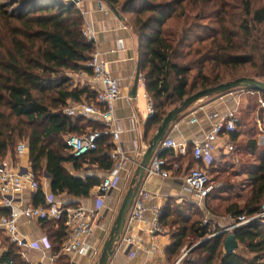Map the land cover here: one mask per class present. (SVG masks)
Here are the masks:
<instances>
[{
    "label": "trees",
    "instance_id": "trees-1",
    "mask_svg": "<svg viewBox=\"0 0 264 264\" xmlns=\"http://www.w3.org/2000/svg\"><path fill=\"white\" fill-rule=\"evenodd\" d=\"M106 1L117 9L123 2ZM137 4L141 7L134 12V27L139 40L140 72L155 109L146 122L145 132L151 139L174 109L169 110V106L180 105L200 91L227 83L226 79L248 77L264 82V0H126L120 13H129ZM206 21L215 27L202 25ZM85 26L84 16L75 4L0 0V159L15 154L18 160L16 140L28 138L29 167L38 183L32 201L36 208L47 207L44 187L38 180L42 172L51 179L55 198L83 199L104 179L83 176L84 166H98L104 173L114 167L107 157L112 147L106 143H101L97 152L75 158L60 139L82 135L90 128L103 130L93 120L70 118L64 113L70 101L96 102V93L89 86L70 89L66 75H92L87 64L96 48L95 42L84 35ZM245 90L257 99L240 112L237 131L230 138L234 152H243L254 162L243 161L242 170L250 184L244 205L235 202L225 208V216L234 218L253 216L264 205V148L259 147L257 137L245 141L253 131L256 117L262 120L264 94ZM193 152V145L189 144L185 155L177 157L174 151H163L160 156L169 164L179 162L185 172L197 166L207 173L221 172L220 167L215 168L217 155L210 169L196 162ZM69 165L75 174L67 171ZM187 203L166 205L159 218L162 229L177 226L166 250L168 264L178 260L186 247L189 252L181 264H264L263 226L253 224L243 229L249 236L245 246L249 259L236 252L226 254L227 235L210 238L217 231L215 225L211 222L204 226V212L194 201ZM173 210L184 217L179 215L171 221L176 216ZM8 215L9 211L0 207V216ZM65 222L40 221L52 244V255L59 256L60 264H70L61 255L67 239ZM15 247L10 245L0 264H29Z\"/></svg>",
    "mask_w": 264,
    "mask_h": 264
},
{
    "label": "built area",
    "instance_id": "built-area-1",
    "mask_svg": "<svg viewBox=\"0 0 264 264\" xmlns=\"http://www.w3.org/2000/svg\"><path fill=\"white\" fill-rule=\"evenodd\" d=\"M84 35L89 38L92 35L91 29H85ZM87 67L92 70V75L83 73L81 76L87 80L85 84L95 91L96 102L87 103L84 101L75 103L70 101L64 113L70 118L93 120L99 123L103 130L98 131L90 128L82 135L66 136L65 142L75 158H81L97 152L101 143H106L105 145L112 147L107 157L113 162L114 167L109 175L103 179V182L94 189V196L99 201L95 208L80 204L70 206L68 203L52 200L47 195V207L36 208L32 204L18 202V196L25 189L31 188L35 192L38 190V183L29 167V145L19 142L16 147V153L22 161L21 165L14 167L12 164L0 163V195L3 199V208L9 211L8 216H0V235L4 234L12 244L20 249L31 247L36 250L52 251V244L46 235L31 244H28L20 237L19 224L22 219L29 221H61L65 219L67 239L61 255L67 256L71 260L78 256L92 257L98 255L88 244V238L94 233L97 223L104 213L103 199L114 188L119 174L126 170L131 160L120 146V136L123 131L115 117L116 103L121 97V82L108 71V63L99 52H94ZM245 92L248 91H243L242 93ZM261 108L264 110V101H261ZM147 114L148 117L155 114L154 105L150 101ZM207 119L211 122L212 127L204 140H193L191 143L178 142L167 136L152 159L147 169L145 180L153 178L160 180L173 179L181 182L186 195L205 213L204 226L210 225L211 222L218 224L220 221L228 224L221 231H216L210 238L222 234H235L237 239L238 234L242 233L243 229L250 225L257 224L264 227V205H262L260 212L253 216L248 217L245 215L238 218L231 216L219 217L208 208L207 201L216 187L206 170L197 166L185 172L179 162L169 164L166 158L160 156L163 151H174L177 157L185 155L188 145L192 144L195 161L203 163L205 168H208L214 163V158L219 153V147L215 143L216 139L223 141L222 146L225 147L228 154L233 153L235 145L232 143L230 136L237 131L239 123L238 113L232 111L225 116L210 113L207 114ZM199 121L197 114H193L191 118L185 120V123L187 126H193L198 124ZM258 124L261 133L264 135V113L262 120H258ZM38 180L40 181L41 179L39 178ZM153 198L144 187L140 189L135 203L128 214L127 227L135 226L143 221L150 209L149 204ZM153 213L152 233L155 234L162 232L159 224V218L162 213L161 208H153ZM125 244L127 246L131 245L132 239L129 237L122 239L117 249ZM58 258L59 256H53L50 258V262L53 263ZM10 264H13V262Z\"/></svg>",
    "mask_w": 264,
    "mask_h": 264
},
{
    "label": "crops",
    "instance_id": "crops-1",
    "mask_svg": "<svg viewBox=\"0 0 264 264\" xmlns=\"http://www.w3.org/2000/svg\"><path fill=\"white\" fill-rule=\"evenodd\" d=\"M78 5L85 19L86 29L90 28L92 31V35L88 39L95 42V51L102 54L103 59L108 63V71L121 82V97L116 103L115 117L119 121V125L123 131L120 136V146L131 160L126 170L119 174L114 188L103 199L104 213L97 223L94 233L88 238L90 247L96 254L100 255L114 222L113 205L115 204L118 206L120 203L123 190L126 184L132 181V177H134L136 169L151 140L150 135L148 136L145 132L146 122L150 118L147 114L150 99L147 95L143 78L139 84L136 99L130 97V92L137 73V66L139 64V40L132 30L114 15L110 9V5L105 0H80ZM85 83H87V80H85ZM91 90L95 93L93 88ZM140 95H142L145 102H147L146 111L144 110V105H139ZM200 102V104L198 103L195 107L181 116L172 126L168 136L178 142L191 143L193 140H204L210 133L212 127L211 122L207 119V114L217 113L219 116H225L229 112L236 111L239 115L242 109L248 107L246 97L239 95L237 92L220 95ZM139 106L142 111L138 109ZM193 114H197L200 121L193 126H187L185 120L191 118ZM255 127L260 130L257 117ZM155 133L156 131L153 136ZM258 137L262 138L261 140L264 143V135L261 131ZM222 142L223 141L219 139L215 141L216 145L219 147V152L227 155V150L222 146ZM260 143L258 140L259 147L264 148V145ZM18 160L20 166L22 161L20 158H18ZM85 167H87L86 169L88 172L85 173L86 170H84L83 176L105 178L109 175V173L101 171L98 166H93L96 169L95 171H92L86 165ZM218 167L219 164H217L215 168ZM208 168L211 169L213 167ZM66 169L70 174H75L76 172L72 165L67 166ZM51 184V179L42 183L45 194L52 200L55 199L56 201L68 204L78 203L89 208H95L99 204V201L94 196L95 190H92L88 198L83 199L66 196L59 199L54 198ZM142 187L154 197L149 204L150 209L142 222L135 226H126L122 239L129 237L132 239V244L128 246L125 244L117 249L115 256L109 264H168L166 250L171 245L172 239L169 234H164L163 232L152 233V221L154 218L153 208L159 207L162 211L163 208L170 203L181 205L190 202L192 199L184 192L182 183L173 179L160 180L153 178L144 180ZM35 193L36 192L31 188L25 189L20 196H18V202L32 204ZM209 201L210 199L207 201L208 207H210ZM2 204L3 199L0 197V207L3 208ZM216 224L214 225L217 226ZM218 224L226 223L220 221ZM19 233L20 237L28 244L40 240L47 234L46 229L40 221H29L27 219H22L20 221ZM236 241L239 246L238 249L247 246L249 243V236L246 231L238 234ZM10 245L14 244H12L4 234H1L0 259L9 250ZM15 248L26 263L60 264L58 262L59 258L53 263L50 262V258L53 257L52 252L36 250L31 247L20 249L16 246ZM98 255L92 257L78 256L74 257L73 260L67 256H63L69 259L70 264H95L99 257Z\"/></svg>",
    "mask_w": 264,
    "mask_h": 264
},
{
    "label": "rangeland",
    "instance_id": "rangeland-1",
    "mask_svg": "<svg viewBox=\"0 0 264 264\" xmlns=\"http://www.w3.org/2000/svg\"><path fill=\"white\" fill-rule=\"evenodd\" d=\"M12 1H15V0H12ZM16 1H22V0H16ZM56 1L57 2H61V3L63 2V3H66V4H68V3L72 4L73 3V4L76 5L77 9H79L82 12L80 6L78 5L80 3V0L78 2H76V0H56ZM125 1L126 0H123L122 5H123V3H125ZM122 5H120L118 7V10L120 12H121V9L123 7ZM140 7H141L140 4H137L135 7H133L129 11V13H122V16L124 17V20H122L123 23L128 28H130L132 30V32L135 34L137 39H138V36H137V34L135 32V27H134L136 13H134V12L138 11ZM206 22L205 23L202 22V25H205V26L206 25H208V26L211 25V24H209V21H206ZM210 27L212 28V27H215V26L211 25ZM85 29H86V26H85ZM81 74H83V73H78V74L67 73L66 74L67 77H69V79H70V83H69L70 89H78V88H83L84 86H86L85 79H83ZM195 75H196L195 73L192 74L191 81L193 80ZM228 81H230V80L226 79V82H228ZM243 91H246V90L245 89H236V90H233L230 93L237 92L239 95L245 96L247 105L255 104V101H256L257 97L250 95L249 92L240 93V92H243ZM215 97H217V96H212V97L207 98L205 100L212 99V98H215ZM139 103H140L139 105H141V106L144 105L145 109H144V107H143V109L146 111L147 102H145V99L143 98L142 95H140ZM198 103L200 104L201 102H198ZM197 104H195L193 107H195ZM178 105H179V103L174 104L173 106H169V110H172L173 108H175ZM193 107H191V108H193ZM138 109L140 111H142L140 109V106L138 107ZM258 118H260V116ZM249 129H251V127H249ZM259 133H260V130H258L255 127V125H254L253 131H251L250 134L246 136L245 141L247 139L251 138V137H253V138L257 137V139L259 140V143L261 142L260 144L264 145L263 141L261 140L262 138L258 137ZM60 139H61V141L63 143H65L66 136L65 137H61ZM16 141L28 144V138H23V139L19 138ZM234 153L225 155L222 152H219L217 154V157H216V161H217L216 163L219 164L221 172H218V173L217 172H214V173L213 172H208V175H209L211 181L213 182V184L216 187V190L212 194V197H211V199L209 201L210 202V207L212 208V211H214L213 213L215 215L219 216V217H225L224 216L225 215L224 214L225 208L230 203L237 202L240 205H244V202L246 201V199L248 198L249 193H250V184L248 182V179H247V176H246L244 170H242V166L244 164L243 161L251 159V157L246 155V154H244L243 152L242 153H237L236 152L235 154ZM252 162H254L253 159H251L250 163H252ZM0 163L13 164L15 167H17V166H19L20 162H19V160H17V157H15V154H12L8 158L0 159ZM250 163H247V164H250ZM86 166H88L89 169H91L92 171L96 170L92 165H86ZM86 168L87 167L84 166V170H86L85 173L88 172V170ZM83 174H84V172H83ZM39 178L42 179V180H40L42 183H44L45 181H47L49 179L47 175L43 174V172L39 176ZM130 183H131V181L126 184V187L123 190L121 201L118 204V206H116L115 204L113 205L114 221L116 219V216L118 215V211H119V209L121 207L122 201H123L126 193L128 192V189L130 187ZM0 197H1V195H0ZM187 204L189 205L190 203L188 202ZM173 211H174V216L175 215L176 216L175 217H171V219H170L171 221H173L174 218L177 219V217L179 215L182 218L184 217L183 215L179 214L178 210H173ZM199 218L201 219V217H199ZM193 219H195V217H193ZM216 225L217 226H213V227H215L217 229V231H221L228 224H216ZM176 229H177V226H175V227L174 226L173 227L167 226L166 228L162 229V232L164 234H169L170 237H172L173 234H175ZM188 252L189 251H187V247L184 248L182 250L178 260H176L173 264H181L182 258H184L188 254ZM236 253H238L239 255H242V256H244L245 258H248V259L251 257V255L247 254V252L245 251V246H243L240 249H238ZM23 261L25 262V260H23Z\"/></svg>",
    "mask_w": 264,
    "mask_h": 264
},
{
    "label": "water",
    "instance_id": "water-1",
    "mask_svg": "<svg viewBox=\"0 0 264 264\" xmlns=\"http://www.w3.org/2000/svg\"><path fill=\"white\" fill-rule=\"evenodd\" d=\"M78 1L79 0H76V2ZM110 9L118 19L124 20V17L116 7L110 5ZM141 80L142 76L140 72V66L138 64L134 85L130 92V97H132L133 99H136L137 97V91ZM236 89H247L252 92L264 94V82L253 78L243 77L235 81L220 84L218 86L200 91L188 97L187 99L182 101L179 106L174 108L166 115L161 125L158 127L155 135L150 140L146 151L142 156L141 162L136 169L135 175L130 183L128 192L126 193L122 201L121 207L118 211V215L116 216V219L113 222L111 231L103 245V248L97 259L98 261L96 262V264H109L112 258L115 256L118 245L120 244L126 230L128 214L135 203L140 189L143 186L147 169L152 159L157 154L159 146L170 133L172 126L181 118L183 114H185L191 107H193L198 102L210 98L212 96L228 94ZM238 247L239 246L236 241L235 234L227 235L224 242L225 253L232 254L234 252H237Z\"/></svg>",
    "mask_w": 264,
    "mask_h": 264
}]
</instances>
